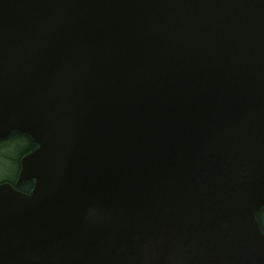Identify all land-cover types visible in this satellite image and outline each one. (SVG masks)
<instances>
[{"label": "water", "instance_id": "95a60500", "mask_svg": "<svg viewBox=\"0 0 264 264\" xmlns=\"http://www.w3.org/2000/svg\"><path fill=\"white\" fill-rule=\"evenodd\" d=\"M0 264H264V0H0Z\"/></svg>", "mask_w": 264, "mask_h": 264}, {"label": "flooded vegetation", "instance_id": "af4514ba", "mask_svg": "<svg viewBox=\"0 0 264 264\" xmlns=\"http://www.w3.org/2000/svg\"><path fill=\"white\" fill-rule=\"evenodd\" d=\"M30 142L32 143V145ZM19 145L22 146L23 149L19 154V157L15 161L17 163L16 170L9 175L0 176V185L9 184L14 189L20 190L25 194H29L31 191L30 188H32L31 185L24 183L22 186L17 187L16 184L21 173V160L23 159V157L33 152L37 148L36 144L28 136L18 133H12L7 138L0 140V149H2L3 146L8 148H17ZM28 185L30 188H27Z\"/></svg>", "mask_w": 264, "mask_h": 264}, {"label": "trees", "instance_id": "16d2710c", "mask_svg": "<svg viewBox=\"0 0 264 264\" xmlns=\"http://www.w3.org/2000/svg\"><path fill=\"white\" fill-rule=\"evenodd\" d=\"M17 148H8L3 146V148L0 149V176H6L15 172L17 167V163L15 161L19 157V154L22 152V150L20 151V153L18 151H15ZM29 185L32 186V183H30ZM29 185L27 186V188H30ZM260 217L261 215L259 216V218Z\"/></svg>", "mask_w": 264, "mask_h": 264}, {"label": "rangeland", "instance_id": "374dc122", "mask_svg": "<svg viewBox=\"0 0 264 264\" xmlns=\"http://www.w3.org/2000/svg\"><path fill=\"white\" fill-rule=\"evenodd\" d=\"M23 149V147L22 146H18V148L15 150V151H18L19 153H20V151Z\"/></svg>", "mask_w": 264, "mask_h": 264}]
</instances>
